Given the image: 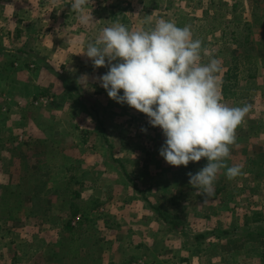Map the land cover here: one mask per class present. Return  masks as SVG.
Here are the masks:
<instances>
[{
	"label": "crops",
	"instance_id": "1",
	"mask_svg": "<svg viewBox=\"0 0 264 264\" xmlns=\"http://www.w3.org/2000/svg\"><path fill=\"white\" fill-rule=\"evenodd\" d=\"M234 1L229 13L245 16L243 25L226 20L213 27L193 22L191 10L171 13L178 27L201 37L202 63L220 61L223 102L252 106L226 161L242 174L228 180L222 169L214 194L204 197L187 173L207 160L167 164L159 155L163 133L93 79L108 69H94L83 52L119 21V10L88 5L94 21L84 26L71 0H0V264H264L261 59L253 75L238 81L234 97L223 96L238 57L228 47L241 51V34L259 30L253 16L264 22V11L243 0L239 12ZM122 24L130 30L155 25ZM85 73L89 83L81 87L77 79ZM41 95L50 105L32 108ZM131 120L147 132L134 136Z\"/></svg>",
	"mask_w": 264,
	"mask_h": 264
},
{
	"label": "clouds",
	"instance_id": "2",
	"mask_svg": "<svg viewBox=\"0 0 264 264\" xmlns=\"http://www.w3.org/2000/svg\"><path fill=\"white\" fill-rule=\"evenodd\" d=\"M91 2H70L81 25L94 21L87 12ZM145 23L152 24L151 15ZM204 52L189 26L178 27L161 18L146 30H130L120 22L104 27L83 54L94 69H108L93 79L110 99L145 114L152 127L162 130L165 139L159 155L167 164L187 167L207 160L197 172L187 173L192 188L206 197L214 194L222 169L228 180L242 174L239 165L228 166L226 161L236 142V129L252 106L230 107L223 102L217 75L222 71L220 61L209 57L202 63ZM89 79L85 73L77 83L87 87Z\"/></svg>",
	"mask_w": 264,
	"mask_h": 264
},
{
	"label": "rangeland",
	"instance_id": "3",
	"mask_svg": "<svg viewBox=\"0 0 264 264\" xmlns=\"http://www.w3.org/2000/svg\"><path fill=\"white\" fill-rule=\"evenodd\" d=\"M238 2V6L236 5L235 9H239V12L241 10H245V3L243 0H236ZM253 3H257L259 6V10L264 11V0H252ZM235 2L234 0H92V2L89 4L98 5L100 8L107 9V8H115L119 10V16H117L118 20L117 22L122 23V19L127 24H132L133 28L137 24H141V22H145L146 18L151 15L152 18V24H155V22L161 18L173 22V15L171 14L174 9H183V10H191V12L194 14L193 22L199 24H209L213 27H217L223 23H226V20H231L230 25H236L238 24H244L245 16L236 17L234 13L230 14L232 7L230 4H233ZM240 2V3H239ZM152 8H158L155 12H152ZM234 9V8H233ZM234 9V10H235ZM125 10V12L123 11ZM149 10V11H148ZM168 11V13H164ZM151 14H149V13ZM236 13V12H235ZM126 14V15H124ZM254 20H257L258 16L254 15ZM231 18V19H228ZM256 22V21H254ZM260 22H256L257 25L261 24ZM199 31H196L195 34H198ZM230 32L232 30L229 29V38H231ZM199 40H201V37L198 36ZM241 39L243 40V43H246L242 50H233V45L231 47H228V52L232 55H247L246 48L248 49V52H250L255 58H260L262 50L264 49V28L261 26L259 27V30L257 31H251L248 30V32H243L241 34ZM5 49V48H4ZM10 50V48H8ZM217 50V49H216ZM10 55V54H9ZM235 66V63H232L231 68ZM255 65L253 66L251 63L248 62V64H240L239 73L240 77H247L248 73L252 70H254ZM10 74L13 73V67H11L9 70ZM230 71V70H229ZM241 80V79H238ZM243 80V79H242ZM230 81V80H229ZM1 82V80H0ZM17 89L20 87L19 85L16 86ZM235 91V87L233 88V91ZM234 97V96H233ZM51 103V98L49 96H38L35 100L31 102V107L34 109H46ZM22 104V102H21ZM140 120V119H139ZM135 121L131 120L133 123L136 124V127H133L131 130L133 132V135L138 136L142 129L140 127L138 122L141 121ZM143 120V119H142ZM133 126V125H132ZM155 128V127H154ZM159 132H162L160 128H158ZM25 176H22V178H27L26 174H23ZM91 177V176H87ZM103 178H105V182L108 183L109 180H107V175H105ZM139 264H142L141 262ZM148 264V263H144ZM174 264V263H170Z\"/></svg>",
	"mask_w": 264,
	"mask_h": 264
},
{
	"label": "trees",
	"instance_id": "4",
	"mask_svg": "<svg viewBox=\"0 0 264 264\" xmlns=\"http://www.w3.org/2000/svg\"><path fill=\"white\" fill-rule=\"evenodd\" d=\"M233 8H236V5L233 6ZM256 22H260L259 19L255 20ZM263 28H264V22L262 21L260 24ZM246 47V46H245ZM263 52L260 55V59H261V66L264 68V49L262 50ZM251 63L254 67V70L250 71L247 75V77L244 78H248L250 75H253V73L255 72V70L257 68H259V63H257V58H255L254 56L252 57L251 55H238V57H235L234 59V63L235 66H233V68L230 69L229 73L227 74L226 80H225V84L223 87V96L228 98V97H233L234 93L233 88L236 87L237 83H238V79H241L243 77H240L239 73L241 71H239L238 68H240V64H248ZM230 80V81H229Z\"/></svg>",
	"mask_w": 264,
	"mask_h": 264
}]
</instances>
